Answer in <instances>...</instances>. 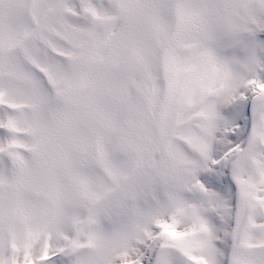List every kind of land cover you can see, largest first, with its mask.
Here are the masks:
<instances>
[{"label": "snow or ice", "instance_id": "6c2138e0", "mask_svg": "<svg viewBox=\"0 0 264 264\" xmlns=\"http://www.w3.org/2000/svg\"><path fill=\"white\" fill-rule=\"evenodd\" d=\"M0 264H264V0H0Z\"/></svg>", "mask_w": 264, "mask_h": 264}]
</instances>
